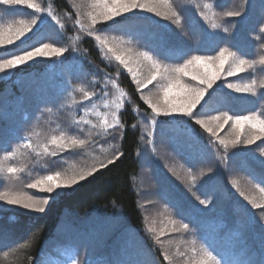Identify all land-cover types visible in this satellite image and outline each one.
Segmentation results:
<instances>
[{
  "label": "trees",
  "instance_id": "obj_1",
  "mask_svg": "<svg viewBox=\"0 0 264 264\" xmlns=\"http://www.w3.org/2000/svg\"><path fill=\"white\" fill-rule=\"evenodd\" d=\"M49 1L56 22L62 24L63 38L57 39L54 26L45 24L26 42L0 50V61L52 41L59 48L69 43L60 55L63 56L58 66L61 71L51 72L55 58L51 57L17 67L9 78L0 80V133L18 115L14 112L17 105L47 106L58 101L61 105L66 94L61 89L68 80L95 91L103 85L104 76L111 77L125 93L126 103L119 115L118 128L101 143L99 155H106V167L70 188L50 194L43 213L30 212L19 205H15L19 209L0 210V264H43L52 248L58 244L60 249L64 241L68 247L72 244L69 241L75 243L79 257H83L82 252L93 255L90 258L93 264H198L206 259L207 251H212L215 259L206 260V264H215L218 259L222 264H230L234 245L244 249V258L261 264L264 208L256 210L247 200L250 195L255 196L257 189L264 190V161L260 163L259 159L252 158L247 149L263 157L264 133L254 130L246 136V139L260 137L250 148H243L244 140L240 139L241 143L235 146L231 144L233 140L229 141L226 149L220 140L227 141L225 131L233 124L229 122L217 128L222 121L212 117L227 112L229 116L255 114L264 119V88L261 87L264 66L259 64L264 57V0H157L159 7H164L159 16L158 10L155 15H149L136 9L110 22H98L91 35L90 26H85L89 17L82 10L91 0ZM2 6L0 24L8 22L9 17L17 19L24 11ZM236 11L242 16L228 15ZM98 35L107 40H124L134 47L135 53L147 52L167 65L182 64L192 54L215 55L220 48L256 63L234 77L223 78L225 72L221 73L220 84L217 82L208 91L193 113L207 127L195 124L184 115L156 116L151 125V109L142 98L151 91L141 89L116 59L102 54ZM72 39L76 48L70 46ZM74 51L84 57L81 68L75 67L79 60ZM227 84L241 89L250 86V89L237 92ZM152 85L154 82L150 88ZM54 91H59V96ZM151 98L156 101L154 95ZM56 109L55 105L51 112L56 113ZM210 121H215V135L207 131ZM249 127L246 125L243 129ZM159 134L169 136L173 143L187 142L189 147L173 148L184 153L182 168L169 170L159 166L158 171L152 168V174L163 172L165 175L153 185L151 173L143 176L140 172V156L148 139L157 140ZM120 153L123 155L115 159ZM73 160L75 170L78 169L76 175L85 172L81 166L89 159L75 155ZM109 160L114 163L108 164ZM142 199L147 201L155 218L160 219L164 211L178 226L189 223V229L165 227V231L160 229L162 234L159 230L155 233L152 224L147 222L151 213L144 209ZM201 199L210 203L201 205ZM102 229L109 232L102 233ZM86 246H92L93 253L84 251Z\"/></svg>",
  "mask_w": 264,
  "mask_h": 264
},
{
  "label": "rangeland",
  "instance_id": "obj_2",
  "mask_svg": "<svg viewBox=\"0 0 264 264\" xmlns=\"http://www.w3.org/2000/svg\"><path fill=\"white\" fill-rule=\"evenodd\" d=\"M90 2L91 3H87V6H84V8L82 6V10L86 11L87 16L89 17V19H87L89 22L85 23V26L94 27L91 25V17L97 16L98 14L105 11L104 4L106 2H110V0H91ZM141 2L145 3L148 7L154 8L155 11L158 10V12H162L164 9V7H159L160 4L157 0H141ZM34 3L40 5L43 11L37 13L33 9H29L24 5L6 6L7 8H20L24 11L17 19H11L9 17L8 22H5V24H0V28L5 30V34H8L9 29L14 30L18 28L21 21L30 22L35 20V23L31 31L25 34V37H21L19 40L13 39L11 44L0 45V50H8L16 44L26 42L31 36H34L40 27L45 24L54 26L53 28H55L57 33V39L60 37L63 38V29L61 28L62 24L56 22V19H53L54 14L50 8V1L34 0ZM2 8H4V5ZM139 10H142L144 14L155 15V11L148 12L144 9ZM7 12L10 13L9 9ZM49 12L52 13L51 16L48 14ZM98 36L101 37L100 35ZM57 39L55 41H58ZM101 39L106 40L109 47L114 48L117 54H120L125 58V60L128 62L127 67L121 64L118 60L117 61L124 69H126L127 72L132 75L136 82L137 80H146L145 77L151 75V63L144 60L140 54L135 53L134 47H132L131 44L124 40H107L104 36H102ZM74 40L72 39L70 41V46L72 48H76V42ZM49 44L54 48H59L53 41ZM67 45H69V43L64 45L66 50L68 49ZM98 47L105 57L115 59V55L109 53L107 48L102 46L99 40ZM73 55H75L79 60L75 67L81 68L82 62H84L82 60V58H84L82 53L79 51H74ZM51 57H55L51 63V72L55 71L58 74L59 71H61L58 69V66L60 65V61L62 60L61 58H63V56L57 57L54 54H49L48 56L33 57L32 60L26 61L22 65H17L13 69L6 70L4 73H0V80L9 78L17 67H22L26 64L38 62L40 60H49ZM129 69H131V71H129ZM237 74L238 73L232 75V77ZM97 77L98 76H95V78ZM227 77V74L224 73L223 78ZM78 82H80V80ZM101 82L103 83V85L101 84V87L103 86V90L101 91L100 87L94 91L93 89H90L81 83H79V85H75L72 84L70 80H68L65 87L63 86V90L61 89L62 92L64 91V94L66 93L65 95L63 94L64 96L62 97L63 103L61 105L60 101L56 102L57 104L54 103L57 106L56 113L51 112L52 108L55 106L51 103H47V106H41L39 103L27 104V109L19 105L16 106L14 112L18 115L13 117L12 123H6L5 126L8 129H5L2 131V133H0V196L22 194L26 197H32L35 200L47 199L49 201V193L42 191L40 188H29L28 185L36 183V181L42 179L45 176H55L59 174L63 178L66 176L76 175V171H78V169L75 170L76 165L73 160L75 155H83V157L89 159V161L81 166L84 168L85 172L90 171L93 167H95L97 170L100 169L101 162H103L105 165L107 164L106 155H99V150L102 149L101 143L103 139L110 136V134L112 135V133L118 128L119 124H114L112 122V116L113 113H115L117 119L119 120V115L123 111L126 103V96L111 77L104 76V79ZM153 82L154 85H152V88H150V84L144 89L151 91V94H147L149 99L151 98V95L152 97L154 95L156 101H159L161 98L162 87L165 83H167V81H160V83H157L156 81ZM182 82L193 86L197 84V81L192 80L191 77L188 76L184 77ZM220 82L221 81H219L218 84H220ZM85 92L90 94L88 99L84 98ZM155 92L157 93L156 95ZM121 93H123V95H121ZM53 94L59 96L60 92L54 91ZM117 105H119V107H117ZM61 106H63L65 113L68 115L65 113L62 114L64 111ZM40 112H44L45 114H41ZM175 115L179 116L182 114H170L169 116L173 118ZM106 120L109 123H113L112 128H104V122ZM150 123L151 125L154 124L152 121ZM214 125L215 121H210L208 128L213 129ZM246 125L250 127L243 129V126ZM77 128L79 130L78 133H76ZM237 130L240 132V139L246 140V136L250 132L253 133L254 130L257 131L258 128L252 127L249 123L243 124L239 129H236L233 125H231L225 131L227 132L228 136H225L224 138L228 142L234 140L237 135ZM152 133L153 131L151 130V134ZM166 134L168 135L167 132ZM53 136L57 137L58 139L63 137L66 140H84L85 143L74 146L68 144V146L65 148L58 150L55 156H52L50 153H45L43 149L45 145H47L49 149L53 147L51 145V139ZM171 140L172 139H170L169 136H166L165 134H159V139L157 140L153 137L148 139L146 145L143 146L144 148L140 156V172L143 176L150 174L152 168L158 171L159 166H166L169 168V170H177V168H182L184 166V162L182 160V155L184 153H180L179 151L176 152L173 148L178 146L188 148L189 145L184 141L180 143H173ZM29 142L32 145L31 148L23 147L25 143ZM250 147L251 145H245L243 148ZM247 150L251 152L252 158L255 157L256 159H259L260 163H263L262 161H264V156L260 158L254 153L253 150ZM9 168H16L19 169V171L10 173L8 171ZM158 173L159 174H150L154 180L153 185L158 184L159 181L163 179V176H165L163 172ZM235 188L239 193H243L237 186H235ZM64 189L66 188H58L53 193L60 192ZM256 192L257 193L254 194L255 196H249L250 198L247 200L249 204H247L257 210L260 209V207L264 208V190L257 189ZM161 199L165 198L161 197ZM146 202V200L144 201L142 199V204L145 206L144 209L147 212H150L153 216L151 217V214H149L147 222H150V225L152 224L153 227L151 229L155 233H157L158 230L159 233L163 232L160 231V229L165 231V227H168V230L181 229V227L178 226L175 221L171 219L164 211H161V213L164 215L165 219L163 215L160 219L155 218L153 210L148 207ZM4 207H11L13 209L20 208L15 205L7 204L6 200H0V210L4 209ZM28 211L33 212L29 209ZM108 232V230L102 229V233ZM69 242L72 243L69 247L64 241L60 249H58V244H56L54 248H52L53 250L46 256L43 264H71V260L73 259L77 260L78 264H91L90 258L93 255H88V253L84 255V252H82L81 254L83 257H79L78 254H76L77 250L75 243L71 241ZM84 251L93 253V248L92 246H86Z\"/></svg>",
  "mask_w": 264,
  "mask_h": 264
},
{
  "label": "snow or ice",
  "instance_id": "obj_3",
  "mask_svg": "<svg viewBox=\"0 0 264 264\" xmlns=\"http://www.w3.org/2000/svg\"><path fill=\"white\" fill-rule=\"evenodd\" d=\"M0 4L6 6H27L29 9H33L35 12L39 13L43 11L40 5L34 3V0H0ZM105 11L98 14L97 16L91 17V25L95 26L98 22H110L114 18L126 14L136 9H144L148 12L155 11L154 8L148 7L145 3H142L141 0H110L104 4ZM50 16L51 12L48 13ZM156 15L159 16L160 13L156 12ZM229 16L240 17L242 13L240 11L229 12ZM53 19L55 17L53 16ZM35 20L30 22H20V26L14 30L9 29L8 34H5V30L0 28V34H3V39H0V45L2 44H11L13 39L19 40L21 37H25V34L30 32ZM215 27V25H213ZM95 31L94 27H90L89 35ZM264 31V29H262ZM97 40L100 41L101 45L107 48L109 53L115 55V59L118 60L121 64L127 67L128 62L125 58L116 53V50L112 47H109L107 41L101 39L97 36ZM66 49L64 48H54L50 44H42L40 47L35 48L33 51L25 52L23 55L14 56L11 59H6L0 61V73H4L6 70L15 68L17 65H22L26 61L32 60L33 57L48 56L49 54H54L59 57L64 53ZM144 60L151 63V75L146 80H137V85L140 88H146L148 85L152 84L153 81L160 83V81H167L162 87L161 98L159 101L154 102L152 99H149L146 96H142L144 102L151 109L152 121L155 123V117L160 115H170V114H182L184 116L190 117L194 120L195 124L200 125L201 127H207L204 121L198 116H194L193 113L196 111L200 105L203 98L206 96L208 91L213 88L218 80L221 79V73L225 72L228 76H232L236 73H242L246 68H251L256 61L249 60L244 58L242 55H238L236 52L229 51L227 48H220V50L215 55H203V54H192L188 59H185L182 64H175L170 66L163 64L160 60L154 58V56L149 55V53L144 52L140 54ZM228 64V67L225 68V64ZM259 64L264 66V57H261ZM234 66V67H233ZM131 71V69H129ZM191 77L192 80L197 81L195 86L183 83L184 77ZM228 88H234L235 91H248L250 86H246L241 89L236 87L233 84H227ZM264 88V84L261 85ZM123 95V93H121ZM90 96L89 93H84V98L88 99ZM119 107V105H117ZM214 120L222 121V123L217 124V128H222L224 124L232 122L233 126L236 129L242 127L243 124L249 123L252 127L258 128L260 133H264V130H261V126H264V119H261L257 115L253 114L251 116H229L227 112L222 113L219 117H212ZM112 122L114 124H119V120L116 117V114L113 113ZM113 123H109L107 120L104 122V128L109 129L113 127ZM207 131L215 135V130L207 128ZM260 139V137L254 136L250 139L242 141L245 145H251L254 140ZM84 140L57 138L55 136L51 139V149L47 145L44 146L43 151L45 153H50L52 156H55L58 150H61L71 145L84 144ZM241 143L239 132H237L236 138L231 141L232 146ZM220 144L223 145L226 149L229 147V142L220 140ZM25 148H31V143H25L23 145ZM123 153H120L116 156L115 159H119ZM261 155H264L262 153ZM114 163V160H109L108 164ZM101 168L106 167V165L101 162ZM10 173H15L19 171L16 168H9ZM97 169L93 167L90 171L83 172L79 175H72L61 177L59 174L55 176H45L42 179L36 181V183L29 184V188H40L46 193H53L58 188H70L73 185L78 184L80 181L86 180L87 177H90L95 173ZM0 200H6L9 205H19L24 209H29L37 213H43L45 211V205L49 203L47 199L44 200H35L32 197H26L22 194L11 195V196H0ZM201 205L207 206L210 201L206 199H201L199 201ZM255 206V205H254ZM181 228L187 230L189 229V223H182ZM221 227H226V225H221ZM222 238V237H221ZM234 253L233 259L230 261V264H255V261L251 259L244 258L246 253L244 249L239 248L238 245H234L231 251ZM206 259H202L198 264H206V260H213L212 251L205 252ZM71 264H78V261L73 259ZM215 264H222L220 259L215 260ZM264 264V261L261 262Z\"/></svg>",
  "mask_w": 264,
  "mask_h": 264
},
{
  "label": "clouds",
  "instance_id": "obj_4",
  "mask_svg": "<svg viewBox=\"0 0 264 264\" xmlns=\"http://www.w3.org/2000/svg\"><path fill=\"white\" fill-rule=\"evenodd\" d=\"M3 34H0V39H3ZM261 130H264V126H261Z\"/></svg>",
  "mask_w": 264,
  "mask_h": 264
}]
</instances>
